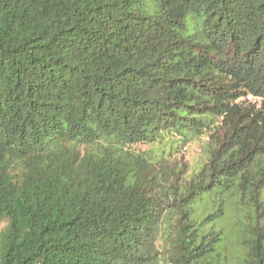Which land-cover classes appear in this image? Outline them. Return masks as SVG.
Segmentation results:
<instances>
[{"label":"trees","instance_id":"1","mask_svg":"<svg viewBox=\"0 0 264 264\" xmlns=\"http://www.w3.org/2000/svg\"><path fill=\"white\" fill-rule=\"evenodd\" d=\"M264 0H0V264H264ZM226 128L186 186L129 146ZM233 242V243H234Z\"/></svg>","mask_w":264,"mask_h":264},{"label":"rangeland","instance_id":"2","mask_svg":"<svg viewBox=\"0 0 264 264\" xmlns=\"http://www.w3.org/2000/svg\"><path fill=\"white\" fill-rule=\"evenodd\" d=\"M236 104L241 108L259 112L264 117V100L246 96L237 100ZM225 131L226 128L210 129L196 138L184 141H179L171 135H164L158 142L134 144L129 146V149L138 154L162 158L164 164L178 173V186H186L190 178L209 161L211 153L222 144ZM173 223L174 216L167 215L155 228L154 240L146 251L148 259L143 264H167L165 237ZM4 225V223L0 224V230ZM233 235L229 228L223 232L222 237L225 238L224 241L227 240L226 245L228 246L225 264H240L235 255L240 250L235 245Z\"/></svg>","mask_w":264,"mask_h":264}]
</instances>
